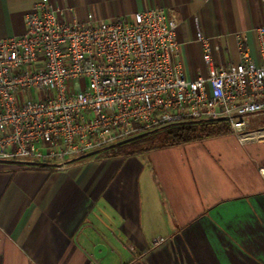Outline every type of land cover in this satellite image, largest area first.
I'll list each match as a JSON object with an SVG mask.
<instances>
[{"label": "crops", "instance_id": "1", "mask_svg": "<svg viewBox=\"0 0 264 264\" xmlns=\"http://www.w3.org/2000/svg\"><path fill=\"white\" fill-rule=\"evenodd\" d=\"M38 1L0 0V39L24 34ZM51 1L72 8L71 19L108 21L150 8L176 15L191 79L207 76L198 29L216 65L238 64L245 52L259 63L264 0ZM253 123L244 143L231 133L118 150L131 140L64 169L0 161V264H264V125ZM214 146L218 154L208 155ZM172 150L192 159L158 168ZM98 244L107 248L101 259L93 255Z\"/></svg>", "mask_w": 264, "mask_h": 264}, {"label": "built area", "instance_id": "2", "mask_svg": "<svg viewBox=\"0 0 264 264\" xmlns=\"http://www.w3.org/2000/svg\"><path fill=\"white\" fill-rule=\"evenodd\" d=\"M40 0L25 32L0 39V161L75 160L183 121H225L244 143L264 115V27L259 63L216 65L198 29L207 76L188 78L179 21L161 8L98 20ZM163 240H155V243ZM89 264H98L91 260Z\"/></svg>", "mask_w": 264, "mask_h": 264}, {"label": "trees", "instance_id": "3", "mask_svg": "<svg viewBox=\"0 0 264 264\" xmlns=\"http://www.w3.org/2000/svg\"><path fill=\"white\" fill-rule=\"evenodd\" d=\"M229 125L222 120L211 122L183 121L173 123L156 131L145 134L140 138L118 147L120 152L130 149V152L144 150L143 143L153 141L156 136L162 137V143L155 148L175 147L199 142L204 139L231 134ZM151 148V147H147Z\"/></svg>", "mask_w": 264, "mask_h": 264}, {"label": "rangeland", "instance_id": "4", "mask_svg": "<svg viewBox=\"0 0 264 264\" xmlns=\"http://www.w3.org/2000/svg\"><path fill=\"white\" fill-rule=\"evenodd\" d=\"M250 122H254L257 126H260V125L263 126L264 125V115L257 116L254 119H251ZM162 139H163L162 137L156 136V138L153 141L145 142V143H143V145L141 147H151V149H155V150L160 149V148H155V147H157V145L162 143L161 142ZM216 151H217V148L214 146L213 149L211 150V153H209L208 155L218 154L219 151L218 152H216ZM171 154H173V156L170 155V157H169V155H167L164 162L161 163L158 168H173V167H176L177 165H179L181 162L187 161V159H189V158L192 159L190 154L181 155V154H178L177 150H172ZM219 154H221V152Z\"/></svg>", "mask_w": 264, "mask_h": 264}, {"label": "water", "instance_id": "5", "mask_svg": "<svg viewBox=\"0 0 264 264\" xmlns=\"http://www.w3.org/2000/svg\"><path fill=\"white\" fill-rule=\"evenodd\" d=\"M144 135L145 134H142L140 136H137L135 138H132V139L124 141V142H129V141L134 140L136 138H140V137H142ZM124 142H122V143H124ZM122 143H120V144H122ZM106 251H107V248L103 244L96 245L95 248H94V252H93L94 258L95 259H101L105 255Z\"/></svg>", "mask_w": 264, "mask_h": 264}]
</instances>
